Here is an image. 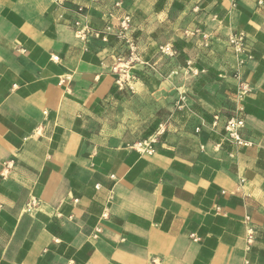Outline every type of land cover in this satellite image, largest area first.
Listing matches in <instances>:
<instances>
[{
    "label": "crops",
    "instance_id": "obj_1",
    "mask_svg": "<svg viewBox=\"0 0 264 264\" xmlns=\"http://www.w3.org/2000/svg\"><path fill=\"white\" fill-rule=\"evenodd\" d=\"M240 83L247 148L224 129ZM0 264H264V0H0Z\"/></svg>",
    "mask_w": 264,
    "mask_h": 264
},
{
    "label": "built area",
    "instance_id": "obj_2",
    "mask_svg": "<svg viewBox=\"0 0 264 264\" xmlns=\"http://www.w3.org/2000/svg\"><path fill=\"white\" fill-rule=\"evenodd\" d=\"M57 4L61 5L66 0H54ZM116 8H120V4L115 5ZM82 12V9L79 10V13ZM109 18H113V15H109ZM76 27V36L80 41L85 44L90 43L93 40H99L101 42L107 43V35L101 33L100 31L94 30L88 24L83 23L79 18L75 21ZM118 30L114 33L115 39L126 46L128 52L127 57L118 58V65L113 69L114 72L119 74V79L117 81L120 87H123L125 84V75L130 67H133L136 63L140 62L139 55V46L138 41L133 38L132 31V19L130 16H125L119 23ZM107 31H111V27H107ZM206 40L207 37L204 36ZM207 47L208 44H205ZM229 47L235 57V73L237 79H240L241 70L244 69L247 63L252 59V56L249 52V46L244 34H234L229 38ZM161 55L165 56L168 59H174L177 56V52L171 44L163 45L159 48ZM57 60V58H53ZM250 92V88L245 83H240L238 91L236 93V102L238 104L236 115L228 118L225 123V132L228 139L238 147H251L252 143L245 141L241 136V130L245 128V120L242 117L244 109L241 106L246 95ZM220 121V116L214 117V123L212 128H216ZM196 132H200V128L196 129ZM157 143L155 139H150L138 143L136 147L142 153L152 155L155 153L154 145ZM13 167V161L6 163V171L10 170ZM255 241V228L250 223V218L247 217V245L251 247Z\"/></svg>",
    "mask_w": 264,
    "mask_h": 264
}]
</instances>
